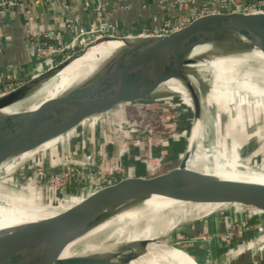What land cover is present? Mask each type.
Listing matches in <instances>:
<instances>
[{"label":"water","instance_id":"95a60500","mask_svg":"<svg viewBox=\"0 0 264 264\" xmlns=\"http://www.w3.org/2000/svg\"><path fill=\"white\" fill-rule=\"evenodd\" d=\"M236 3L219 0L206 9L167 11L150 5L141 10V14H134L132 21L113 22L106 31L63 43L0 80V166L38 150L74 128L79 130L86 119L124 103L147 100L159 84L171 77L184 79L192 90L196 116L199 117V98L185 75L192 48L209 45L222 56L233 57L253 48L264 53V3L239 0ZM131 12L135 13L133 9ZM125 14V11L115 12L116 20ZM108 41H121L123 45L107 58L98 60L89 75L56 97L48 98L47 90L58 74L92 48ZM34 105L38 108L33 109ZM93 134L95 136V131ZM76 143L77 138L71 148L60 140L55 149L51 148L55 152L51 157L58 161H47L48 165L70 166L71 158L64 159L65 151L68 153L65 156L71 154L73 157L81 152L79 155L86 158V145L81 144L83 148L78 149ZM46 152L50 151L40 150L31 159L38 157L44 165L39 154L49 157ZM238 152L241 154L239 171L255 170L264 174V150H249L246 155ZM76 164L77 161L71 162V165ZM80 164L97 168L94 162L86 164L82 161ZM36 166L39 165L32 164L31 170ZM177 167H180L179 173L174 172L175 168H169L156 175L121 179L106 176L32 178L18 172L14 175L15 171L9 176L12 181H6L10 182L7 186L21 188L38 197L44 205L69 207L56 216L20 225L16 231H1L0 264H132L147 256L153 245H219L244 239L253 232L254 236L264 229V219L245 221L240 227L224 232L209 229L218 220L226 222L243 213L248 206L264 209L263 182L187 170L185 160ZM116 174L119 173L108 175ZM4 179L5 173L1 171L0 185L5 184ZM155 195L185 202L187 208L178 216L179 222L163 234L136 241L124 240L110 249L96 252L64 258L56 256L72 238L87 234L119 214L141 209L143 203ZM236 211L239 212L230 216ZM162 216L169 214L163 212ZM145 222L143 219L141 224ZM117 228L118 225H114L103 231L94 242L106 241L105 246L116 242ZM245 254L253 257L252 253L242 255Z\"/></svg>","mask_w":264,"mask_h":264},{"label":"bare ground","instance_id":"6f19581e","mask_svg":"<svg viewBox=\"0 0 264 264\" xmlns=\"http://www.w3.org/2000/svg\"><path fill=\"white\" fill-rule=\"evenodd\" d=\"M122 45L123 42L121 41H108L92 48L83 57L75 60L58 74L53 85L50 84L47 90L48 98L56 97L67 90L74 82L89 75V73L95 69V63L98 60L107 58L112 52L122 47ZM192 49L193 50L187 57L189 63L185 67V75L194 86L195 93L199 98L200 116H196V106L192 90L184 83V79L180 77H171L164 80L151 94V96L154 94L160 95V99L185 96L192 108V129H190L191 133L188 140L186 155L183 159L185 160L186 169L203 171L232 179L264 183L263 173L255 170L239 171L237 167L239 162L237 159L236 161L235 159L229 160L227 158L228 155H226V157L223 152L222 154L217 152L215 146L209 141L204 144L205 133H207L209 127V120L215 110V99L222 103H227L229 94H232L235 101L234 103L247 107L249 106L252 111L258 110L264 113V53L259 48H253L250 51L243 52V55L233 57L232 55L222 56L221 53H217L216 49L209 45L196 46ZM176 101H180V98H176ZM187 103L186 105H188ZM236 104H234V106H237ZM36 106L37 105H34L32 108H38ZM237 109H233L234 112H237ZM9 110L15 109L9 108ZM222 111L225 110L223 109ZM100 116L101 115L95 117L97 118ZM92 118L94 117L83 121L81 127L87 126L86 123ZM256 126L257 127L243 141L252 140L253 142V140L261 138L264 135V124L261 123L260 126ZM40 127H43L42 123ZM237 130L240 129L237 128L236 131ZM74 132H79L78 128H74L67 134L45 143L38 150L49 149L62 140L64 136H68ZM66 138L68 137H64L65 140ZM252 142L251 144H253ZM35 152L36 150L28 152L14 161L12 160L2 164L0 171H6V169H13L19 166L21 163L30 159ZM85 163L88 164L89 162L87 161ZM81 166L84 165L81 164ZM180 171V167H177L174 172L179 173ZM44 173L45 171L41 168L40 170L37 168L34 169L35 178H41ZM67 175L68 174L65 173L62 176L66 178ZM55 177L60 178L61 175H53V178ZM19 209H21V207L5 204L0 201V235L3 234L1 231H16L15 229L20 225L41 221L53 217L56 214L45 210L44 207H36V205L24 207L22 211ZM186 210L185 202L164 198L163 196H152L143 203L141 209L119 214L102 223V226L99 228L95 227L79 238H72L56 256L64 258L77 254L96 252L110 249L124 240L136 241L143 237L163 234L168 228L173 227L179 222L180 219L178 216L183 214ZM163 212H167L169 216H162ZM143 219H146V222L142 225L141 221ZM114 225H118L116 230V239L118 240L116 242L109 246H105L106 241L94 242L96 236ZM187 250L188 249L181 246L158 247L157 245H153L150 247L147 256L138 261H134L132 264H198L196 259L188 254L189 252H187Z\"/></svg>","mask_w":264,"mask_h":264},{"label":"rangeland","instance_id":"374dc122","mask_svg":"<svg viewBox=\"0 0 264 264\" xmlns=\"http://www.w3.org/2000/svg\"><path fill=\"white\" fill-rule=\"evenodd\" d=\"M159 97L161 96L154 94L144 101H134L132 103L121 104L120 106L101 114L100 117L92 118L88 121V123H86L87 126L83 127L84 130L80 127L81 129L79 128V132H74L68 136H64L68 138L65 140L63 137L62 140H64L66 145H71V148H73L72 143L76 138L78 149L83 148L81 144L86 145L84 149L85 154H87L86 158L85 156L82 157V155H79L81 152L76 153L73 157L71 154H69V156H65L68 155V153L66 151L64 152L65 158H63L65 160L71 158V162L77 161L76 165H71V162H68L70 166L56 167L60 168V171H57L55 168L53 169V166L48 165L47 161L49 160L51 163L58 161L50 157L55 153L53 150L55 149V146H53L46 149L50 151L46 152L50 155L49 157L48 155L47 158L44 157V153L39 154V158L44 165L39 162L38 157L31 159L34 156L33 154L30 158L31 160L28 159L13 169H6V171L1 170L5 173V184L0 185V201L5 204H12L21 207V209H19L21 211L27 206L36 205V207H44L45 210L56 213L54 216L68 209L69 205H61L58 207L44 205L38 201V197L26 193L21 188L19 189L17 187L7 186L10 182L6 183V181H12L9 176H11L15 171L14 175H16L17 172L23 175L21 172H24L25 170L27 172V176H30L28 175L29 169L31 170L30 167L34 163L39 165L36 166L38 170H40L41 167H44L45 169L49 168V172L50 170L52 171L50 173H44L41 177H49V179H52L53 175L56 174L63 177L62 175L65 173L68 174L67 176H73L75 179H80L82 177L92 178L97 176L118 177L121 179L126 177L130 178L133 174V170L137 166L140 168L144 167V175H156L166 172L169 168H177L186 155L188 140L191 133L190 129H192V108L185 96L162 99ZM176 98H180V101H176ZM215 101V110L209 120V127L207 129V133H205L204 144L208 143V141L211 142L217 149V152L221 154L223 152L225 156L228 155V157H226L229 160L235 159V161L236 159L239 161L241 158L239 157L241 155L238 152L239 150L245 155L248 154L246 151L249 150L252 152L264 150V135L261 138L253 140V142L252 140L243 141L257 127L256 125L260 126L261 123L264 124V113L258 110L252 111L249 106L247 107L234 103L235 101L232 94H229L227 103H222L216 99ZM186 103L188 105H186ZM234 104L237 106H234ZM223 109L225 111H222ZM233 109H237L239 112H234ZM93 127H95L94 130H92ZM237 128L240 130L236 131ZM94 131L96 137L93 134ZM83 134H85V138L87 140H85L83 136L79 137ZM251 142L253 144H251ZM60 146L62 147V145ZM38 151L36 150L35 154ZM42 151H45V149ZM82 161H88L89 163L94 162L95 165H97V168H93L90 165L81 166L80 162ZM114 172L119 174L108 175ZM31 174L34 176V172ZM100 226L102 225L100 224L96 227L99 228ZM253 233L248 234L246 237L244 236V239L252 237ZM244 239L237 241L233 245L227 246L215 244L210 247H206L204 243H192L184 246L189 248L187 250V252H189L188 254L193 256L198 264H232L230 262L224 263L226 259H228H225L224 256L230 251H239L241 249L240 246L247 247V245L244 244L245 242L243 243ZM184 246L181 245V247ZM252 247H255L256 250H258V247L263 248L264 238L260 241L255 239ZM251 251L253 252L254 250ZM215 254H217V257L219 256L218 259ZM214 255L215 257L213 258ZM259 255L261 258H264V250H262ZM242 256V254H239V258L242 259V264H248V261L253 264H264L258 256V259L254 257L252 260L242 258ZM232 258L233 257H231V259Z\"/></svg>","mask_w":264,"mask_h":264},{"label":"crops","instance_id":"0c3cea01","mask_svg":"<svg viewBox=\"0 0 264 264\" xmlns=\"http://www.w3.org/2000/svg\"><path fill=\"white\" fill-rule=\"evenodd\" d=\"M114 6L122 3L130 4L133 8L132 12H127L121 18H117L114 22L125 23L130 22L134 18L136 12L138 14L139 8L142 4H147L156 7L159 0H109ZM200 5H212V2H219V0H196ZM243 2L257 1V0H239ZM92 0H50L48 2H31L24 9L17 12H8L0 15V80L6 78L9 74L22 68L23 66L31 63L36 58V52L33 43L31 42V36L36 35L38 32H51L52 37L50 41L53 43L68 42L71 38L70 32L66 28V19L69 9L76 7L84 23H88L92 17ZM158 7V6H157ZM172 10V9H171ZM174 10V8H173ZM93 127L92 130H94ZM88 130V129H87ZM84 137L85 134H83ZM88 137V136H87ZM86 139V138H85ZM108 140V138H107ZM47 158L46 155H43ZM51 157V156H50ZM52 158V157H51ZM53 159V158H52ZM48 162L51 163L49 160ZM32 168V166L30 167ZM144 168V167H143ZM142 167L137 166L133 170L131 177L144 175L145 170ZM23 175H27V172L22 171ZM26 173V174H25ZM32 178H35L32 175ZM49 178V177H46ZM127 178V177H126ZM242 209V207L240 208ZM240 211V210H239ZM239 211L233 212L230 216L235 215ZM229 216V217H230ZM264 219V209L254 206H248V209L243 213L233 217L229 221L223 222L218 220L217 223L210 226L211 231L224 232L231 229L240 227L245 221L256 220L261 221ZM243 238L236 239L229 243H222L219 245H233L237 241ZM206 247L211 245L205 244ZM250 246L241 247L239 251H230L224 256L226 261L224 263L242 264L239 258V254L244 253ZM259 251L254 250L253 253L257 254ZM216 258L218 259L219 256ZM213 256V258L215 257ZM231 257H233L231 259ZM242 258L252 260L253 257L249 254H245ZM257 258V257H256ZM244 259V260H245ZM258 259V258H257ZM264 262V258H259ZM248 264H253L248 261ZM259 263V262H258Z\"/></svg>","mask_w":264,"mask_h":264},{"label":"built area","instance_id":"2783aa9c","mask_svg":"<svg viewBox=\"0 0 264 264\" xmlns=\"http://www.w3.org/2000/svg\"><path fill=\"white\" fill-rule=\"evenodd\" d=\"M50 0H0V15L8 12H17L24 9L31 2H48ZM92 17L88 23H84L82 16L78 12L76 7L69 9L67 19H66V28L70 32V40H78L89 34L99 31L108 30L113 22H115V12L125 11L126 13L132 10L130 4H118L116 6L112 5L109 0H92ZM230 4L237 5L236 0H227ZM224 3V0H221ZM257 2L264 3V0H257ZM212 5L217 4V2H212ZM158 6V7H157ZM209 5H200L196 0H159L156 7L161 11H167L170 9H206ZM149 5L142 4L139 8L138 14H141V10L146 9ZM131 12V11H130ZM136 12V15H138ZM52 37L51 32H38L36 35L31 36V42L34 45L36 57L41 56L49 51H53L58 46L62 45L65 42L53 43L50 41ZM69 40V41H70ZM68 177V176H67ZM66 177V178H67ZM56 178V177H55ZM64 178V177H63ZM257 232V231H256ZM262 234V235H261ZM264 238V229L259 230L256 235L244 239L243 243L247 246H250L247 251L244 253H252L254 257H261L259 253L264 250V247H258V253L254 254L251 250H255V247H252L255 239L260 241ZM242 247V246H240ZM239 250V249H238ZM243 254V253H242Z\"/></svg>","mask_w":264,"mask_h":264},{"label":"trees","instance_id":"16d2710c","mask_svg":"<svg viewBox=\"0 0 264 264\" xmlns=\"http://www.w3.org/2000/svg\"><path fill=\"white\" fill-rule=\"evenodd\" d=\"M45 160H46V158H45ZM56 167H57V166L53 167V169L55 168V170L60 171V168H56ZM31 169H32V168H31ZM41 169H43V170L45 171V173H46V172H49V170H48L49 168H48V169H47V168L45 169L44 167H41ZM53 169H52V170H53ZM50 172H52V171L50 170ZM50 172H49V173H50ZM31 173H32V170L29 169V174H28V175L32 176ZM184 248H185V249H189V248L186 247V246H184Z\"/></svg>","mask_w":264,"mask_h":264}]
</instances>
